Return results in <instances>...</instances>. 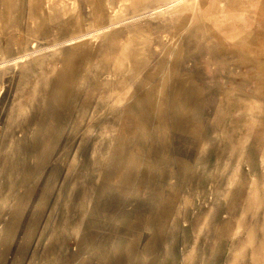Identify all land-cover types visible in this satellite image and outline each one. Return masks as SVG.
<instances>
[{
	"label": "rangeland",
	"instance_id": "obj_1",
	"mask_svg": "<svg viewBox=\"0 0 264 264\" xmlns=\"http://www.w3.org/2000/svg\"><path fill=\"white\" fill-rule=\"evenodd\" d=\"M109 1L0 0V264H264V0Z\"/></svg>",
	"mask_w": 264,
	"mask_h": 264
},
{
	"label": "bare ground",
	"instance_id": "obj_2",
	"mask_svg": "<svg viewBox=\"0 0 264 264\" xmlns=\"http://www.w3.org/2000/svg\"><path fill=\"white\" fill-rule=\"evenodd\" d=\"M82 1V0H81ZM89 0H87L86 4L88 3ZM145 1V0H120V2H122L121 5H119L118 7L115 8V5L117 3V0H110L108 2L109 8L106 11H103L104 17L106 21H109L110 19H114L112 16V12H114V15L117 19H121L123 17L129 16L130 14H132L133 12L138 11V7L141 5V3ZM235 3L234 0H189V2L187 3V7H185L182 12H192V14L195 15V17H191L190 20L187 22V24H190V26L188 27V35L189 38L191 39H195L196 37V31L197 28L201 27L204 25L205 22H213V21H223V22H227L228 20V16L224 15L221 12L222 16L219 15L218 17H208V18H197L196 14H202V13H208V14H213L215 13V4L217 5H223L227 7V9H231L232 11H241L244 14H247L249 12V5L247 6V4L243 1H238ZM46 2V1H45ZM64 2V1H63ZM69 2V1H68ZM65 3V2H64ZM70 3V2H69ZM257 3L261 6H263V1L262 0H257ZM77 4V3H75ZM60 6L58 8L54 7L52 5V2H49L48 4L44 5L43 8L40 9L39 11V17L34 18L37 21V25L42 24L43 22H49L52 21L53 17H55L56 14H59L61 12H65L64 14L67 16H72L73 14L78 15L79 12H81V10L76 7V8H72L70 9L68 6H61V4H59ZM74 5V4H73ZM78 5V4H77ZM80 5V4H79ZM83 5V4H82ZM177 5H179L177 3ZM209 5V6H207ZM18 6V5H17ZM84 6H86L84 4ZM83 6V7H84ZM106 7V6H105ZM39 8V7H38ZM106 9V8H105ZM70 10L72 11V13L70 12ZM228 11V10H227ZM230 12V11H228ZM256 12V11H255ZM252 11V13H255ZM233 13V12H232ZM258 13V12H257ZM256 13V14H257ZM260 13V12H259ZM226 14V12L224 13ZM244 14L241 15V18H244ZM262 15V14H261ZM91 25V22L89 21V19L85 18L84 19H79L78 21V28L81 29L84 25V23H87ZM176 22L175 20H171V23ZM3 23V22H2ZM100 27V26H99ZM29 29V28H28ZM90 29V28H89ZM113 29V28H112ZM30 30V29H29ZM103 30V29H102ZM107 30V29H106ZM114 32V31H113ZM98 33V32H97ZM185 34V32H184ZM245 34L244 32H242V35ZM94 35V34H93ZM98 35V34H97ZM248 38H246L245 40H251V36L245 34ZM102 37V36H101ZM94 39V38H93ZM98 39V38H97ZM96 39V40H97ZM99 40V39H98ZM97 44V43H96ZM95 41L93 42L92 46H95ZM178 47V46H177ZM176 47V48H177ZM261 49V48H260ZM91 50V49H90ZM20 56V55H19ZM264 58V55L262 56ZM68 67L70 68L71 66H73V62L69 61L68 62ZM18 68V67H17ZM3 94L2 90L0 89V95ZM258 101L260 103H258V105L254 104V106L249 109L246 110V117L250 120V118H254L251 119L252 124L254 126H263L264 123L261 121H257L255 120L256 116H258V118H262V116L264 115V99L260 96L258 98ZM254 103V102H253ZM254 116V117H253ZM250 122V121H249ZM251 123V122H250Z\"/></svg>",
	"mask_w": 264,
	"mask_h": 264
}]
</instances>
